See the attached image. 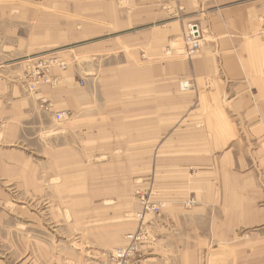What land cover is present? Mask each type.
<instances>
[{
	"label": "rangeland",
	"instance_id": "obj_1",
	"mask_svg": "<svg viewBox=\"0 0 264 264\" xmlns=\"http://www.w3.org/2000/svg\"><path fill=\"white\" fill-rule=\"evenodd\" d=\"M48 1L0 0V41L5 43L0 45V67H15L10 69L13 77L11 81L26 95L36 96L43 87L51 90L63 87L69 94L84 91L82 95L90 94L92 98L81 105V111L75 109L78 112H73L71 105L58 106L47 95L36 98L41 112L53 109L54 106L57 113L51 116V122L56 115H64L56 125L51 124V128L40 134L38 142L28 141L12 147L9 150L12 154L5 156L7 162L0 163V264H111L112 254L129 245L125 237L133 233L139 236L138 240L135 239L137 251L118 259L119 264L264 263V224L238 228L235 232L224 229V239H212L210 231L211 239H164L166 235L157 234L153 230V223L157 221L178 224L184 222L187 217H183L189 213L199 215V197L190 193L179 194V191L183 192L180 189L160 190L157 184H165L168 180L165 178L162 182L158 181L159 176L154 171V153L142 157L144 162L140 163L146 164L147 168L139 171V174L135 170L139 163L135 161L141 149L105 146V142L119 144L120 137L129 133L120 132L121 125L136 118L129 114L102 116L98 114L99 109L125 108L128 102L134 101V94H131L134 92H156L160 93V98L164 93L174 95L176 115L169 121L174 129L169 139L174 135L176 140L185 139L183 133L187 131V124L194 123L191 117H187L185 98L198 88L192 77L187 78V61L199 57L204 43L210 40L206 30L199 27L202 35L194 40L198 42V48L193 45L187 47L188 26L197 24L187 21L182 29L177 27L174 34L161 43L160 60L141 58V62H152L153 66H164L166 59L174 61L177 65L175 76L161 74L160 77H154L155 82L137 85L121 83V80H146V76H149L137 77L133 76L135 73H130L114 76L116 83H98L106 76L112 79L109 76L114 75L109 74L112 70L122 73L127 70L105 67L110 64L109 58L116 53L100 49L94 52L92 60L87 61L91 63L90 69L82 64L86 67L85 72L95 78L94 83L87 84L85 78L70 83L64 78L65 82L62 79L59 82L57 75L65 77L78 59L73 58L70 52L58 54L61 50L55 48L45 52L12 50L8 47L13 46L7 44L9 29L12 30L9 33L14 34L15 31L18 37H22L24 32L31 35L55 32L57 23L61 24L62 21L56 19L55 4ZM189 49L192 50L188 52ZM124 53L126 57V51ZM136 56L126 60L141 67L140 57L137 53ZM149 71L140 73L147 74ZM250 78L253 81L247 88L249 99L246 107H249L252 114L240 116V122L250 125V131H241L236 139L240 150H245L246 154V142H250L249 168L259 175L256 191L262 190L264 193V67L254 68ZM181 81L188 83L185 92L179 88ZM202 86L209 91L214 88L210 82ZM85 87L89 89L84 90ZM141 104L147 108L148 101L144 99ZM195 104L196 101H193L191 107L194 108ZM88 108H95L97 112L90 117V121H87L89 117L86 113L81 115ZM130 112L127 110V113ZM111 125L115 131H103L105 128L110 130ZM163 134L159 136L160 141L167 136ZM184 150L179 147L161 148L158 157H163V162L170 161L183 155ZM182 168L185 169L184 177L177 173L171 174V182L179 183L181 179L187 182V164ZM193 174L188 178L191 179ZM153 199L159 208L161 206L159 214L143 213V203H154ZM189 201L192 203H186ZM173 202L182 209L179 216L168 210ZM257 207L263 209L264 197ZM140 212L143 213L142 218H139ZM224 214L227 216L231 213ZM195 220L197 222L187 221L188 227L185 228L187 236L192 238L195 237L193 234L205 232L204 228L199 229L198 216ZM230 221L227 218L226 222Z\"/></svg>",
	"mask_w": 264,
	"mask_h": 264
},
{
	"label": "crops",
	"instance_id": "obj_2",
	"mask_svg": "<svg viewBox=\"0 0 264 264\" xmlns=\"http://www.w3.org/2000/svg\"><path fill=\"white\" fill-rule=\"evenodd\" d=\"M48 2L55 4L56 19L62 21L61 24L57 23L55 32L49 35L42 32L32 35L24 32L22 37H18L15 31L14 34L9 33L12 31L9 29L7 44L13 46L8 47L12 50L45 52L55 48L57 51L61 50L57 52L58 54L64 55L70 52L73 58L78 59L65 77L57 75L59 82L61 79L70 83L85 78L87 84L94 83L95 78L85 72L86 67L82 64H86L87 69H90L91 63L87 61L92 60L94 52L100 49L116 53L114 57L109 58L110 64L105 67L127 68V70L123 73L112 70L109 73L114 74L109 75L112 79L106 76L98 83H116L115 77L130 73H135L136 75L133 76L137 77L149 76H146V80H121V83L137 85L155 82L154 77H160L161 74L175 76L177 65L174 61L166 59L167 63L164 66H153L152 62H141V58L149 61L160 60L161 43L168 36H172L177 27L182 29L187 21L197 23L198 27L206 30L210 40L204 43L198 54L199 57L187 61V78L192 77L198 88L197 91L188 93L185 98L187 117H191L194 122L191 125L187 124V131L183 133L185 139L176 140V135L173 136L175 138L169 139L174 132L173 124L169 121L176 115L174 95L164 93L160 98V93L144 94L141 91L142 93H131L134 94V101L128 102L125 108L99 109L98 114L102 116L117 117L129 114V116L135 115L136 118L121 125L120 132L129 133L120 137L119 144L105 142V146L141 149L135 161L139 163L137 167L135 166L138 173L147 168L146 164L140 163L144 162L141 160L142 157L154 153L156 155L155 162L153 159L154 171L159 176L158 181L162 182L166 178L172 184L166 181L165 184H157L160 190L180 189L183 192L179 191V194L190 193L199 197L201 210L199 215L189 213L183 217L187 219L178 224L166 223L163 220L153 223V230L157 234L166 235L164 239L177 237L178 239H224L225 236L222 235L224 229L235 232L238 228L263 225L264 207L261 210L257 205L262 203L264 193L262 190L256 191L259 175L249 168L250 142H246L248 147L246 154L245 150H240L236 136L239 137L241 131H250V125L242 124L240 116L252 114L248 110L249 107H246L249 99L247 88L253 81L250 78L251 71L253 72L257 67H264V0H187V3L185 0H50ZM77 21L81 23L76 24ZM0 42V45L5 44L4 41ZM68 47L70 50H67ZM136 53L140 57L141 67L129 62L131 60L128 62L126 60L128 57L130 59L137 57ZM13 68L15 67H0V163L7 162L5 156L10 155L9 150L12 147L28 141L38 142L40 134L51 128L53 122L51 116L57 111L53 106L54 110L49 108L41 112L36 101L38 96L47 95L50 101L60 107L63 104L71 105L73 112L77 111L75 109L81 111V105L88 103V99L92 98L90 94L82 95L84 91L69 94L63 87L55 90L43 87L44 89L42 88L36 96L26 95L11 81L13 77L10 69ZM145 69L150 71L141 74L146 71ZM209 82L214 86L210 91L202 86ZM88 89L89 87H85L84 90ZM144 99L148 101L147 108L141 104ZM193 101H196L194 108L191 107ZM127 110L131 112L127 113ZM84 113L89 117L87 121L92 120L90 117L97 114L95 108L84 109L81 115ZM121 123H123L122 119ZM113 130L115 131V128L111 125L110 130L105 128L103 131ZM163 132L162 136H167L160 141L159 136ZM167 147L184 148V154L163 162V157H158L159 149ZM186 164L187 182L182 179L179 183L171 182L169 180L171 174L177 173L178 176L184 177L185 169L182 166ZM192 173H194L193 177L189 179ZM262 178L264 179V174ZM169 206L168 210L175 212V216L180 215L182 209L176 202ZM224 213L231 214L226 216ZM197 216L199 229L204 228L205 232L193 234L195 237L192 238L187 236L185 228L188 227L187 221H196ZM227 218L231 221L226 222ZM213 229L216 234L213 233ZM249 258H252L251 255Z\"/></svg>",
	"mask_w": 264,
	"mask_h": 264
},
{
	"label": "built area",
	"instance_id": "obj_3",
	"mask_svg": "<svg viewBox=\"0 0 264 264\" xmlns=\"http://www.w3.org/2000/svg\"><path fill=\"white\" fill-rule=\"evenodd\" d=\"M155 205H156L155 203H143L141 211H144V212L151 211L155 215L159 214V212L161 210V206L159 209ZM143 213L140 212L139 216L142 215ZM135 239H137V240L139 239V236L137 234L130 235V236L126 237V241H127V243H129V245L127 244V246L122 247L120 249H117L114 252V254H112L111 264H119V263H117L118 259H123L124 257L130 256L135 251H137V247H138L137 245L138 244H136Z\"/></svg>",
	"mask_w": 264,
	"mask_h": 264
},
{
	"label": "bare ground",
	"instance_id": "obj_4",
	"mask_svg": "<svg viewBox=\"0 0 264 264\" xmlns=\"http://www.w3.org/2000/svg\"><path fill=\"white\" fill-rule=\"evenodd\" d=\"M200 35H202L201 34V29L196 25V24H192V25H189L188 26V31H187V37H186V40H187V47H189V46H196V44L198 43V42H196V41H194V40H197L198 38H200ZM197 48H198V45L196 46ZM192 49H189L188 50V52H190ZM167 54H169V52H167ZM188 55H190V54H188ZM187 87H188V83H187V81H181L180 83H179V88H180V90L181 91H183V92H185L186 90L185 89H187ZM48 110V109H47ZM64 115V114H63ZM63 115H56V117H55V120L52 122V125H56L59 121L58 120H60L61 119V117L63 116ZM153 202L156 204L155 206L157 207V208H159V205H158V203H157V201L155 200V199H153ZM186 203H192V201H189V202H186ZM187 207V206H186ZM160 209V208H159ZM144 212V211H143ZM144 213H148V214H151V215H155L154 213H152L151 211H146V212H144ZM140 218H142V215H140L139 216ZM135 233H133V234H128L126 237H128V236H130V235H134ZM126 237H125V239H126ZM147 237H151L150 235H148Z\"/></svg>",
	"mask_w": 264,
	"mask_h": 264
}]
</instances>
